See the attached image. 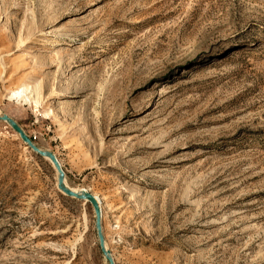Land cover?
I'll return each mask as SVG.
<instances>
[{
    "label": "rangeland",
    "instance_id": "1",
    "mask_svg": "<svg viewBox=\"0 0 264 264\" xmlns=\"http://www.w3.org/2000/svg\"><path fill=\"white\" fill-rule=\"evenodd\" d=\"M0 114L115 264H264V0H0ZM57 177L0 123V264H109Z\"/></svg>",
    "mask_w": 264,
    "mask_h": 264
},
{
    "label": "water",
    "instance_id": "2",
    "mask_svg": "<svg viewBox=\"0 0 264 264\" xmlns=\"http://www.w3.org/2000/svg\"><path fill=\"white\" fill-rule=\"evenodd\" d=\"M0 123H6L8 124L15 132L16 134L20 137L22 142L35 154L38 156L48 160L51 165L54 167L56 170L58 177H57V187L58 189L67 197L80 200V201H86L91 204L94 210L95 214V228L97 231V236L99 240V246L100 249L108 261L109 264H115L114 258L111 255V252L106 248V241L105 237L103 234V227H102V208L100 205V202L98 199L88 191H75L68 187L66 185V175L65 172L62 168L61 163L59 162L57 156L48 150H43L40 147H38L31 139L30 137L26 134V132L22 129V127L9 115L0 114Z\"/></svg>",
    "mask_w": 264,
    "mask_h": 264
},
{
    "label": "bare ground",
    "instance_id": "3",
    "mask_svg": "<svg viewBox=\"0 0 264 264\" xmlns=\"http://www.w3.org/2000/svg\"><path fill=\"white\" fill-rule=\"evenodd\" d=\"M57 45H59V44H57ZM33 93H34V89L32 87H30V86H23V87H20V88H18L16 90L11 91L8 94V100L9 101H16L17 103H28V104H31L32 102H35V98H34ZM83 190L89 192L88 189H83ZM93 195L98 199V201L100 202V205H101V199H100V197L97 194H94V193H93ZM101 208H102V206H101Z\"/></svg>",
    "mask_w": 264,
    "mask_h": 264
}]
</instances>
